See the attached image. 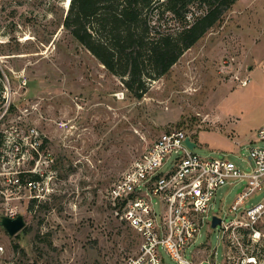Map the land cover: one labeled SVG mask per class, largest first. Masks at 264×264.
Instances as JSON below:
<instances>
[{
  "label": "rangeland",
  "instance_id": "rangeland-1",
  "mask_svg": "<svg viewBox=\"0 0 264 264\" xmlns=\"http://www.w3.org/2000/svg\"><path fill=\"white\" fill-rule=\"evenodd\" d=\"M65 1H0V217L25 221L11 237L0 227V264H119L133 255L136 235L106 192L164 132L182 131L194 154L245 171L248 149L264 146V0H237L140 98L63 27ZM200 14L193 7L189 21ZM170 18L162 20L177 30ZM239 185L216 194L214 213L226 223L220 210ZM263 200L258 192L249 203ZM256 228L258 242L244 228L222 246L219 227L202 229L194 259L264 264V215Z\"/></svg>",
  "mask_w": 264,
  "mask_h": 264
},
{
  "label": "built area",
  "instance_id": "built-area-1",
  "mask_svg": "<svg viewBox=\"0 0 264 264\" xmlns=\"http://www.w3.org/2000/svg\"><path fill=\"white\" fill-rule=\"evenodd\" d=\"M33 133L34 129L29 135ZM186 138L179 130L162 133L106 192L114 216L138 241L135 253L119 264H165L161 250L175 264H204L208 257L194 259L205 247V242L197 241L202 229L219 227L221 246L233 243L244 228L254 242L263 237L256 226L264 214V200L249 201L253 194L264 192V146L248 149L245 171L225 157L194 154L185 144ZM257 139L264 141V124L257 130ZM237 184L233 203L226 211L220 210L231 217L226 223L214 213L216 194L224 186ZM213 217L220 219L215 228L211 227ZM247 263L255 262L248 258Z\"/></svg>",
  "mask_w": 264,
  "mask_h": 264
},
{
  "label": "trees",
  "instance_id": "trees-1",
  "mask_svg": "<svg viewBox=\"0 0 264 264\" xmlns=\"http://www.w3.org/2000/svg\"><path fill=\"white\" fill-rule=\"evenodd\" d=\"M236 1L70 0L62 25L109 73L125 77V87L140 98L148 80L167 74ZM193 7L201 14L189 21ZM153 11L157 20L152 26L149 17ZM165 12L170 20L179 22L177 30L162 20ZM21 177L18 181L22 183Z\"/></svg>",
  "mask_w": 264,
  "mask_h": 264
},
{
  "label": "water",
  "instance_id": "water-1",
  "mask_svg": "<svg viewBox=\"0 0 264 264\" xmlns=\"http://www.w3.org/2000/svg\"><path fill=\"white\" fill-rule=\"evenodd\" d=\"M185 144L190 148H194V143L189 140V138L185 139ZM220 222V219L217 217L212 218L211 227L215 228L216 225ZM25 226V221L23 216L18 215L15 218H10L6 216L0 217V227L4 229V231L11 237L18 234Z\"/></svg>",
  "mask_w": 264,
  "mask_h": 264
},
{
  "label": "bare ground",
  "instance_id": "bare-ground-1",
  "mask_svg": "<svg viewBox=\"0 0 264 264\" xmlns=\"http://www.w3.org/2000/svg\"><path fill=\"white\" fill-rule=\"evenodd\" d=\"M70 0H66L65 3H64V6L67 8L69 6V2Z\"/></svg>",
  "mask_w": 264,
  "mask_h": 264
},
{
  "label": "crops",
  "instance_id": "crops-1",
  "mask_svg": "<svg viewBox=\"0 0 264 264\" xmlns=\"http://www.w3.org/2000/svg\"><path fill=\"white\" fill-rule=\"evenodd\" d=\"M263 215H264V214H263ZM263 215H262V217H263ZM262 217H261V218H262ZM260 220H261V219H260Z\"/></svg>",
  "mask_w": 264,
  "mask_h": 264
}]
</instances>
